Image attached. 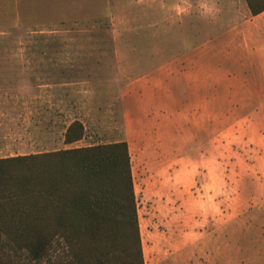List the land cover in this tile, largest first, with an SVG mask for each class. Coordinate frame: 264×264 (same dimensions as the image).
<instances>
[{
    "label": "rangeland",
    "instance_id": "obj_1",
    "mask_svg": "<svg viewBox=\"0 0 264 264\" xmlns=\"http://www.w3.org/2000/svg\"><path fill=\"white\" fill-rule=\"evenodd\" d=\"M247 6L0 0V156L126 139L145 264L187 263L188 242L264 264L263 98L228 31Z\"/></svg>",
    "mask_w": 264,
    "mask_h": 264
},
{
    "label": "trees",
    "instance_id": "obj_2",
    "mask_svg": "<svg viewBox=\"0 0 264 264\" xmlns=\"http://www.w3.org/2000/svg\"><path fill=\"white\" fill-rule=\"evenodd\" d=\"M130 156L126 139L0 156V264H145Z\"/></svg>",
    "mask_w": 264,
    "mask_h": 264
},
{
    "label": "crops",
    "instance_id": "obj_3",
    "mask_svg": "<svg viewBox=\"0 0 264 264\" xmlns=\"http://www.w3.org/2000/svg\"><path fill=\"white\" fill-rule=\"evenodd\" d=\"M249 9V6L245 9L249 13L248 16L242 19L237 17L238 20H236L234 25L228 27V31L236 30L239 33V39L236 42L237 46L249 52L244 51V55L237 58V64L239 66L237 76L242 81L251 84L250 88L253 90L254 94L263 98L260 102L258 111L261 112L264 117V15H262L264 10L252 14ZM242 34L244 36H250V39L246 38L244 41H241ZM69 124L70 123L65 125V127ZM254 126L256 129L258 126L263 127L264 118L259 119V121L255 120ZM177 188L183 195L186 189L185 186H179ZM183 220L185 223L189 222V219ZM183 227L182 225L180 226L181 231ZM188 231L190 230L186 229L184 232L188 234ZM187 244L188 246L180 249V252H182L181 255L185 257L184 260H187V263L183 261L184 263L180 264H227L229 262L228 259L224 260V258H222L225 256L224 253H226L222 248L197 246V243H195L196 247H194L192 246L193 243L189 242ZM214 255L220 256H217L219 258H214Z\"/></svg>",
    "mask_w": 264,
    "mask_h": 264
}]
</instances>
